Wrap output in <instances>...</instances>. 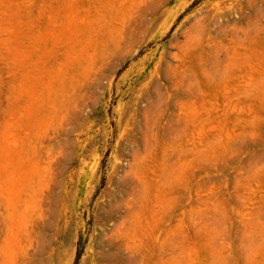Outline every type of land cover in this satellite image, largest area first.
I'll return each mask as SVG.
<instances>
[{
  "label": "rangeland",
  "instance_id": "rangeland-1",
  "mask_svg": "<svg viewBox=\"0 0 264 264\" xmlns=\"http://www.w3.org/2000/svg\"><path fill=\"white\" fill-rule=\"evenodd\" d=\"M0 264H264V0H0Z\"/></svg>",
  "mask_w": 264,
  "mask_h": 264
}]
</instances>
